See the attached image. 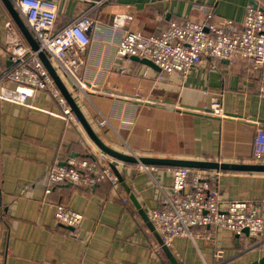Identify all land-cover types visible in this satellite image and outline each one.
<instances>
[{
	"label": "crops",
	"instance_id": "obj_1",
	"mask_svg": "<svg viewBox=\"0 0 264 264\" xmlns=\"http://www.w3.org/2000/svg\"><path fill=\"white\" fill-rule=\"evenodd\" d=\"M149 2L154 0H114L101 8L96 20L106 26L117 13L132 9L134 23L138 17H147L162 27L165 17L137 9ZM88 5L82 0H59L58 26L70 23ZM248 6L264 10V0H171L167 13L177 21L202 23L212 15L218 22L221 18H242ZM18 40L25 43L0 0V76L7 69L11 46ZM116 46L106 32L99 31L93 40L82 82L87 87L95 85L96 92L71 86L59 72L105 143L143 158L254 163V122H264V99L242 63L223 61L216 69L206 63L186 79L172 73L159 80L160 72L151 67L117 59ZM112 86L128 97L138 93L141 100L122 101L101 94ZM212 97L240 120L203 117L196 112L180 114L177 109L210 106ZM97 119L107 121V126L101 128ZM90 142L83 129L62 117L48 91L37 92L25 106L0 101V264H170L166 257L157 256L158 242L151 225L142 220L130 200L123 202L127 195L120 184L102 182L89 190L65 184L46 197L50 167L87 157ZM116 167L148 217L172 197L169 170L160 167L152 174H142L136 165L117 162ZM219 190L224 200L254 203L264 218V173L222 172ZM58 204L83 214L78 236L57 223ZM9 239L15 241L11 256L7 255ZM170 250L178 264H250L264 255V239L252 241L249 236L237 237L228 231L210 238L202 229L193 240L176 239ZM218 251L223 252L219 259Z\"/></svg>",
	"mask_w": 264,
	"mask_h": 264
},
{
	"label": "built area",
	"instance_id": "obj_2",
	"mask_svg": "<svg viewBox=\"0 0 264 264\" xmlns=\"http://www.w3.org/2000/svg\"><path fill=\"white\" fill-rule=\"evenodd\" d=\"M23 17L27 27L39 42L58 73L65 74L67 80L80 90L96 92L97 87L86 86L82 82L84 65L89 59L90 47L97 33L106 32L117 42V59L128 61L132 57L146 59L160 68L158 79L177 73L182 79L197 67L209 63L216 69L221 62L229 65L242 63L246 75L258 83L260 97L264 99V10L248 6L240 19L221 18L214 21L208 15L202 23L177 21L170 19L158 32L146 33L134 30L135 16L131 10L117 13L111 24L101 25L96 16L102 7L114 0H82L86 7L70 23L58 26L59 0H10ZM165 1V0H154ZM171 1V0H166ZM13 67L0 77V101L18 105H27V101L39 91H48L57 101L62 117L68 124L80 127L77 117L54 84L38 54L21 42L11 46L9 54ZM126 73L125 66L120 67ZM59 73V74H60ZM10 83L12 86H6ZM77 87V88H78ZM78 88V89H79ZM101 94L122 101H140L138 96L128 97L117 86L100 91ZM205 95L209 92L205 91ZM202 109L177 108L180 114L196 112L207 117L219 119L231 118L223 103L212 97L210 106ZM101 128L107 121L97 119ZM257 129L253 140V162H264V122L255 121ZM88 155L84 158L70 159L65 164H53L45 181L46 197L62 185L93 187L102 182L118 186L117 177L111 170V164L117 163L97 149L91 142L87 144ZM160 167L136 165L142 174H152ZM172 173L173 195L163 205L151 211L149 219L155 231L167 246L178 238L194 239L204 229L206 236L214 238L220 232L228 231L249 237L257 242L264 239V218L258 213L254 203L248 201L224 200L219 183L222 172L201 171L189 168L163 167ZM123 202L129 203L124 196ZM55 219L58 224L72 228L78 236L84 222L82 213L66 204L55 207ZM15 241L9 239L7 255L14 252ZM158 257H165L159 244L156 246ZM222 251L216 253L219 259Z\"/></svg>",
	"mask_w": 264,
	"mask_h": 264
},
{
	"label": "water",
	"instance_id": "obj_3",
	"mask_svg": "<svg viewBox=\"0 0 264 264\" xmlns=\"http://www.w3.org/2000/svg\"><path fill=\"white\" fill-rule=\"evenodd\" d=\"M4 3L7 11L13 18L17 28L25 42L33 52L38 54V57L42 64L44 65L45 69L47 70L48 74L52 78L54 84L60 91L61 95L69 105L71 111L75 114L78 119L79 124L81 125L83 131L86 133L87 137L91 141V143L99 149L101 152L108 155L112 160L117 162H122L130 165H146V166H154V167H168V168H189V169H196L201 171H218V172H247V173H264V164H226V163H219V162H208V161H187V160H169V159H160V158H143L138 157L131 154H126L117 151L113 147L109 146L105 143L102 138L98 135V133L94 130L93 126L89 122V120L85 117L82 113L81 109L79 108L76 100L74 99L73 95L70 93L68 87L66 86L65 82L61 78L60 74L58 73L55 66L51 63L48 55L45 51L41 50L39 42L35 39L29 28L27 27L23 17L20 13L15 9L13 4L10 0H2ZM169 7V1H154L149 2L143 5L138 6V10H150L156 12L158 15L163 16L166 18L167 21L170 20V14L167 13V9ZM7 69L2 74H6L13 66V62L10 60V56L7 55ZM131 60L151 67L157 72H160V68L157 67L155 64L150 62L146 59H139L137 57H132ZM1 75V76H2ZM0 76V77H1ZM71 86L74 84L69 81ZM130 101V100H127ZM202 109V108H197ZM229 115V113H227ZM230 116V115H229ZM111 170L113 171L114 175L117 177L120 186L125 191L126 195L129 197L132 205L135 207L137 212L140 214L142 220L145 223H149L151 225V230L154 231V236L162 249V252L167 260H169L170 264H178L176 259L174 258L170 247L165 245L161 236L155 231L153 224L151 223L149 217L146 215L145 210L142 208L141 204L138 202L136 196L127 185L126 180L118 170L115 164H111ZM86 190H89L91 187L85 186ZM69 228V227H68ZM73 231L72 228H69ZM244 235L249 236L248 230H244ZM239 237V236H237ZM253 241V239H252ZM250 264H264V255L260 257L258 260L251 262Z\"/></svg>",
	"mask_w": 264,
	"mask_h": 264
},
{
	"label": "rangeland",
	"instance_id": "obj_4",
	"mask_svg": "<svg viewBox=\"0 0 264 264\" xmlns=\"http://www.w3.org/2000/svg\"><path fill=\"white\" fill-rule=\"evenodd\" d=\"M148 18L147 17H144V18H136V21L134 23V26L133 28L135 30H141L143 32H146V33H152V32H155L156 30L160 29L161 28V24L159 23H156L155 21H152L150 22L149 20H147ZM113 20V19H112ZM136 94V96H139L138 93H134ZM212 102V98L210 100V104ZM143 118L146 117V114L143 113V114H140Z\"/></svg>",
	"mask_w": 264,
	"mask_h": 264
}]
</instances>
